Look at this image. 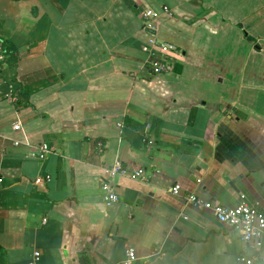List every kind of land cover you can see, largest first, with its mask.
Returning a JSON list of instances; mask_svg holds the SVG:
<instances>
[{
    "label": "crops",
    "instance_id": "obj_1",
    "mask_svg": "<svg viewBox=\"0 0 264 264\" xmlns=\"http://www.w3.org/2000/svg\"><path fill=\"white\" fill-rule=\"evenodd\" d=\"M0 41V262L242 264L186 196L264 211V0H0ZM116 161L146 178L115 177L107 207Z\"/></svg>",
    "mask_w": 264,
    "mask_h": 264
},
{
    "label": "built area",
    "instance_id": "obj_2",
    "mask_svg": "<svg viewBox=\"0 0 264 264\" xmlns=\"http://www.w3.org/2000/svg\"><path fill=\"white\" fill-rule=\"evenodd\" d=\"M162 12L169 13L168 7H163ZM157 17L154 12L142 13V19L146 28H152V23ZM159 49L163 52H175L176 48L167 42L158 44ZM2 59L0 52V60ZM153 74H162L170 70L167 62L154 60L150 64ZM14 130H20L21 124L17 123L13 126ZM53 152L48 144H41L38 147V158L45 161ZM117 176L126 177L130 180L143 181L146 173L143 169H130L124 166L120 161H116L111 167L105 170V181L101 186L103 193V202L109 207L119 201V197L113 186V179ZM38 178L35 182H41ZM1 182V180H0ZM172 195H179L180 189L174 186L168 190ZM241 203L234 207L214 206L210 202L204 201L193 194L186 196L189 205L199 209L211 212L219 224L238 232L242 243L241 252L238 261L242 264H254L256 262L264 264V255L262 254V245L264 241V211L258 202H245V195L240 196ZM35 260L38 253L34 254ZM136 254L133 249H127L125 257L120 264H134L136 262ZM31 264H35L32 262Z\"/></svg>",
    "mask_w": 264,
    "mask_h": 264
},
{
    "label": "trees",
    "instance_id": "obj_3",
    "mask_svg": "<svg viewBox=\"0 0 264 264\" xmlns=\"http://www.w3.org/2000/svg\"><path fill=\"white\" fill-rule=\"evenodd\" d=\"M0 42H1V46H2L4 54H5V58L3 60V63L9 67L15 65L17 62V59H18L17 58V51L8 42H6V41H0ZM28 103H29L28 97L25 93L19 95L18 104H17L18 106H26ZM0 264H4V263L0 262Z\"/></svg>",
    "mask_w": 264,
    "mask_h": 264
},
{
    "label": "water",
    "instance_id": "obj_4",
    "mask_svg": "<svg viewBox=\"0 0 264 264\" xmlns=\"http://www.w3.org/2000/svg\"><path fill=\"white\" fill-rule=\"evenodd\" d=\"M241 178V177H240ZM233 185H234V182L231 184V186L233 187Z\"/></svg>",
    "mask_w": 264,
    "mask_h": 264
}]
</instances>
